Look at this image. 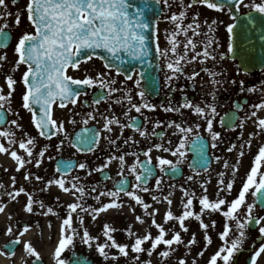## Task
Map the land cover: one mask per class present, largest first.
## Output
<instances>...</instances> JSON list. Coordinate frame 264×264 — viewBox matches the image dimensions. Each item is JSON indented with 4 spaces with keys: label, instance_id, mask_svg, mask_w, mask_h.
<instances>
[{
    "label": "snow or ice",
    "instance_id": "snow-or-ice-1",
    "mask_svg": "<svg viewBox=\"0 0 264 264\" xmlns=\"http://www.w3.org/2000/svg\"><path fill=\"white\" fill-rule=\"evenodd\" d=\"M161 2L169 8L172 7L169 0H152L151 5L145 0L143 6H136L131 0H29L26 5V11L28 13V21L34 31H26L20 35L13 49L14 54L17 56L14 67L18 69L21 64L27 67V70L22 76V83L26 88L25 93L22 95V107L32 113V123L38 130L40 136L46 137L49 141L54 136L59 137L61 133L64 134L65 138L67 136V133L64 131V120L54 117L53 106L65 108L69 103L77 105L79 97L82 94H86L88 88L98 86L102 92L105 89L107 90L106 95L102 94L93 101V103L97 105L101 103V100L111 98L113 93L120 91L118 87H115L117 81L111 78L106 79L104 73H99L96 78L88 75L83 79L74 78L69 74L70 68L79 69L82 61H91L94 57H99V59L103 60L104 67L109 71L114 69L117 76L123 75L125 82L132 81L135 87L139 89L137 95L141 101V103H134L131 89H128L122 98L117 99L115 103L122 104L123 101L126 100L130 105L127 111L124 112L129 122L122 123L114 114L111 117L104 116V128L108 132H112L113 125H119L121 134L123 129L130 128L134 129L141 137L148 136V129L143 126L139 117H132L130 113L134 109L135 112L143 115V109L155 111L157 105L148 101V92L142 87L144 73L135 71V64L132 62L145 63L147 58L152 56V45L155 44L157 57L162 60H167L165 66L169 70V74L166 75V80L171 84L174 78H179V76L185 72L186 64H191L197 60H199L201 64L208 59L216 60V55L213 51H210L212 44L215 43L214 39L207 40L202 51H197V42L194 37L202 35L199 22L200 13L197 12L195 14L191 23L184 24V20L187 18L186 9H190L194 5L206 6L207 9L210 10L224 11L227 5L235 3V8L237 10H239L241 6L248 7L264 17V2H253L250 5H245L244 0H238V2L237 0H190V3L185 4V0H179L181 8L185 10H181L179 13L173 12L171 16L164 17L175 25V29L170 32L165 30V38L169 46L161 47L158 27L159 17L156 16L155 12H152L150 15L147 14L149 7H159ZM17 3L18 0H11L12 5ZM8 7V0H0V19L15 15V26L19 27L22 13L8 11ZM228 10L230 13L233 11L231 7H229ZM161 15L163 14L161 13ZM232 19L236 20L238 17L233 15ZM248 19L253 22L255 21V18L252 17L251 14H249ZM204 23L208 26L209 33H211L214 31L212 25H215L217 21L213 20L211 24H209L208 21L205 20ZM237 26L236 23H229L226 25L227 33L229 34V43L227 53L220 54L221 60L229 53L233 54L232 58L235 59L236 49L232 41L235 39V30ZM7 29H9L8 23H4V25L0 27V49L4 50L0 53V61L3 62L7 61L6 49L10 47L7 43L9 39L8 32L6 31ZM189 32L192 33L191 36H189ZM181 34L186 38V41L183 43V53L179 52L181 41L178 37ZM189 52L194 53V55L189 57ZM204 70L207 71V69ZM199 74L198 71H194L190 78L194 79ZM213 75H216V73H213ZM134 77L137 78L134 79ZM5 79L8 88L7 95L4 94L3 86H0V137L7 138V143L11 146L16 145L18 142L16 133L11 127L5 129L2 126L6 123L5 105L11 100L13 93L16 91L15 85L18 81L11 74L6 75ZM232 83L236 82L232 81ZM239 83L243 85L244 82L240 81ZM251 90L254 91L255 89ZM85 103L87 102L85 101ZM254 107L256 109L264 108V101L256 104ZM37 109L39 114H37ZM181 109L192 110L194 115L201 117L206 122V131L209 133L212 140L210 147H218L217 141L220 139L221 133L214 131L213 127V121L218 115L215 104L212 103L201 106L199 103H194L191 100L185 99L180 105L174 106L169 102V105L164 107L165 112H180ZM8 110L11 111L10 107ZM251 116L256 117L257 112L253 111ZM88 117L93 120L96 119V116L92 113H88ZM144 119L148 120L149 118L145 116ZM71 122L75 123V120ZM10 123L16 128H23L16 119L11 120ZM85 123H87V120ZM220 123L224 126L226 121L222 118ZM254 123L261 132H264V118H260L254 121ZM162 124V121H157L155 127L160 128ZM201 126L200 123H196L195 129L199 130ZM228 126L243 128L244 123L241 122L238 125L229 123ZM167 127L175 128L178 130L179 134H181L178 146H175L173 149V147H166L163 143L154 144L143 152V155L147 158L146 161L139 160L138 154L133 153L137 159L131 166L130 172L135 177V183H130L129 180L124 177V155L118 157L110 155L107 157L104 164L95 169H90L88 164L84 162L75 165L81 170H87V174L91 176L93 172H103L114 160H118L120 168L118 175L123 178L114 184V190L106 189L104 191H99L98 194L93 197L97 202H101V197L112 198L108 203L101 202L100 207H92L91 205L85 207V205L80 202H74L66 206L67 215L62 219L61 239L54 253L56 264H79L78 260L68 261L62 258V254L65 250L70 247L74 248L75 238L77 235H80L73 226V214H76L79 224L83 226L84 217L81 213H90L95 220L100 213L108 209L122 207L121 194L134 200L137 205H142L145 213L153 217L152 226H155L159 230V234L153 237L149 231L146 235L139 236L133 232L131 226H129L125 231L129 237L134 238V242L131 244H120L111 234L115 232L116 229L106 223L104 225L103 235L107 240L104 243L95 244L96 250L105 260L109 259V252L106 251V249L116 248L122 256L127 257L129 255V248H131V251L134 253L147 252L148 255H152L162 244L171 249L174 244L180 245L184 243L181 232L178 231L174 232L171 239L166 238L167 232L165 228L157 223L154 218L155 213L159 210L155 209L153 212H148L151 205L146 203L141 195L137 194L138 191H149L146 182L154 175L153 168L151 167L153 162V149L169 152L173 157H178L175 161L164 156L156 157L157 167L159 171L164 174H169V172L174 174L179 171V165L183 163L185 159V153L189 143L188 137L193 134L194 128L192 126H182L176 121H172ZM85 131H92L93 135L79 141L80 144L86 146L81 150L93 152V146H99V133L89 129H85ZM175 134L176 133H173V135ZM151 135H161L162 138V134L156 133L155 129H153ZM195 135L196 140L194 143L196 145V151L201 162H204L206 160V145L203 142L204 137L200 135L199 131H196ZM252 135H255V133ZM241 136H243V132H241ZM128 142V140L124 141L125 144ZM110 143L114 144L115 141L110 140ZM136 143H139V141H136ZM168 143L171 145L172 142L168 141ZM35 144V138L30 136L26 141L23 139L19 140V149L26 152L27 159L19 155L16 150L10 151V148L6 147L4 143H0V153H9L10 151L11 157L14 158L18 164L16 169L17 172L24 168L26 164L32 163L33 160H35V166L40 167L48 151V147L51 145L45 146L39 153L34 154ZM246 144L248 147H251L252 140L249 139L246 141ZM63 145L64 139H60L59 144L55 147L59 151ZM244 147V144L239 146L240 157H243L245 154L243 151ZM236 148L237 145L233 144L228 148V151L232 152ZM48 159H53V157L49 156ZM215 159L217 162L220 160L219 157ZM238 163L239 161H237V164ZM262 163H264V143L259 146L258 154L254 158V166L251 168L250 172L247 173L246 180L243 182L238 196L234 199L229 201L227 195H231L235 184V176L239 168L236 165L230 166L229 162L225 160L223 166L224 168L231 167L233 180L225 183V173H218V191L215 200H210L207 195V184L210 183V181H205L201 185L204 194L198 198L201 206L199 213L192 210L193 198H188L186 203L182 201V207L184 209L182 215L174 216L171 210L165 213V223L173 219L178 220L181 230L184 232H188V228L185 225L186 219L194 217L199 223V227L205 232L204 240L207 245L213 243L212 237L207 234L208 229L209 227L215 228L217 221L213 219L211 220V224L206 223L203 219L205 212L209 214L219 212L226 218L223 231L219 233L223 243L219 247V250L210 257L208 264H218V261H222L223 264H233L234 256L243 248L247 236V229L253 224L259 226V233L264 235V216L253 214V210L257 206L264 208V171H261ZM73 167L74 165L71 162H65L64 169L66 171L64 175L58 179L48 180L46 182V188L52 184H56L65 193H71L76 197L77 201H83L85 195L97 193V188L93 187L88 191L83 184L78 183L81 179L79 176L73 177L71 187H66V183L68 182L66 176ZM138 169H140V171H138ZM56 172H61L59 166L56 167ZM30 178L31 174L25 175V180ZM35 179L42 180L43 177L37 175ZM108 179L112 178L109 176ZM192 179V176L188 177V180ZM15 183L16 178L13 177V186ZM161 183L162 178L156 179L157 189L160 188ZM3 188L4 185L0 183V189ZM43 190L44 189H42V191ZM26 192L27 190L24 187H20L15 192H8L7 195L10 196L12 200H16L21 193ZM221 193H227V195L221 196ZM250 193L254 198L252 203L247 202V197ZM184 194L189 197L195 196L194 192L190 193L187 190H184ZM152 199L155 201L157 197L153 196ZM164 199L169 205L173 202L168 196H165ZM56 200L58 201L59 197H56ZM34 203H39L40 207L44 208L43 201H34L32 195L28 194L25 211L33 213ZM224 206H227L226 210ZM245 206L247 214L242 219L239 212L240 209ZM4 208L5 205L0 204V212H3ZM43 214L58 215L51 206H49ZM137 220L141 223L144 222L141 216H137ZM231 221H235V231L238 232V236L230 240L229 237L233 234V224L230 223ZM49 226L51 227V223H49ZM29 227L30 225L25 224L20 234L23 235L27 232ZM11 231L12 229L9 228V232ZM169 231H174V228L169 229ZM94 240H99V237L91 236L88 229L84 228L81 242L91 248L93 247L92 242ZM196 240V234L192 233L191 239L187 242L189 251H191V246L196 243ZM108 241L111 243H108ZM147 241H151V247L146 249L143 246ZM19 243V239L10 242V244L6 246L9 249L8 254H13L14 246ZM25 250L29 254H35L36 260L33 264H40L39 253L31 242L26 244ZM206 250L207 248L200 251L198 255L203 256ZM261 254H264V243H261L259 249L254 252V255L251 257V264H257V259ZM160 255L167 258L170 252L163 251L160 252ZM111 258L119 259L118 256H113ZM136 259L139 260V256H137ZM146 264H151V261H147ZM180 264H186V261L181 260ZM193 264H195V261H193Z\"/></svg>",
    "mask_w": 264,
    "mask_h": 264
},
{
    "label": "flooded vegetation",
    "instance_id": "flooded-vegetation-1",
    "mask_svg": "<svg viewBox=\"0 0 264 264\" xmlns=\"http://www.w3.org/2000/svg\"><path fill=\"white\" fill-rule=\"evenodd\" d=\"M28 2L29 0H18L17 4L12 5L11 0H8V11L22 13L19 27L15 26V15L0 19V27H2L4 23L9 24V29L6 30L9 35L7 43L10 45V47L6 49L7 61H0V65H2L0 66V86H3L4 94L7 95L8 92L5 79L6 75L11 74L18 81L15 85L16 91L13 93L11 100L5 105L6 123L2 127L5 129L11 127L16 133L18 142L21 139L26 141L29 136L35 138L36 144L34 154L39 153L45 146H51L48 147V151L40 167H36L35 160H33L32 163L26 164L24 168L17 172L16 169L18 164L14 158L11 157L10 151L16 150L19 155L24 156L26 159L27 154L24 150L19 149L18 142L16 145L10 146L7 143V138L0 137V143H4L6 147L10 148L9 153H0V183L4 185V188L0 189V204L5 205L4 211L0 212V264L2 260L5 262L2 264H33L36 260V256L35 254L26 252L25 246L28 242H31L39 253L40 264H56V262H53L55 236L57 233L61 232V223L64 217L62 203L60 198L57 201L56 197L68 193L62 191L56 184H52L46 188V182L48 180L58 179L64 175L62 171H66L64 169L65 162H71L74 165L66 176V180L68 181L66 187H71L73 177L79 176L81 179L78 183L83 184L88 191L93 187L97 188V193L85 195L83 201H77L76 197H74V202L83 203L85 207L88 205L100 207L101 202L108 203V197H101V202H97L93 197L97 195L99 191H104L106 189L114 190V184L123 178L118 175L120 172L119 161L114 160L103 172H93L91 176L87 174V170H81L76 167L75 165L78 163H87L90 169H95L104 164L107 157L110 155H115L117 157L124 155V177H126L130 183H135V177L130 172L131 166L137 159L133 153H137L139 160L143 161L147 159L143 155V152L154 144L163 143L166 147H173V149L175 146H178L181 134H179L178 130L175 128L167 127L172 121H176L185 127L192 126L194 128L193 134L188 137L189 143L184 159V162H187L188 166L191 158L188 148L190 142L196 138V131H199L200 135L208 140L209 146L211 145L212 140L211 136L206 131V122L201 117L194 115L190 109H181L180 112H165L163 110L160 117L163 124L160 128H154V123L158 118L159 104L166 105L167 107L169 102H171L176 106L182 104L185 99L191 100L194 103H199L201 106L214 103L218 115L213 121V127L214 131L221 133V137L217 141L218 147H210V154L212 157L219 154L228 155V153L236 151V149H234L232 152H229L228 148L233 144L238 145L244 141L249 131L252 133V131L256 130L257 126L254 121L264 118V115L261 114L262 110L254 107L256 104L264 101L263 71L243 74L237 62L232 60L228 54L221 60L220 54L227 52L219 45L218 41L213 43L210 48V51H213L216 55V60L208 59L203 64L197 60L191 64H186L185 72L181 74L179 78H174L171 84L166 80V75L169 74V70L165 66L167 60H160L162 66L160 97L154 99L147 96L150 103L157 105L156 110L149 111L148 109H143V115H141L133 109L130 113L132 117H139L140 122L148 129L149 135L146 137H141L134 129L130 128L123 129L121 134L119 125H113L112 132H108L104 128V116L111 117L114 114L122 123L129 122L124 112L127 111L130 105L126 100H124L122 104L115 103L117 99L122 98L128 89H131L133 102L141 103L137 95L139 89L135 87L132 81L125 82L123 75L117 76L115 70L109 71L106 69L104 63L98 58L82 62L79 69L70 68L69 74L78 79H83L88 75L96 78L99 73H104L106 79L111 78L117 81L115 87H118L120 91L113 93L111 98L101 100V103L97 105L93 103V101L102 94L106 95L107 90L105 89L102 92L98 86L88 88L87 93L79 97L77 105L69 103L65 108L53 106L54 117L64 120V131L67 133V136L65 138L64 134L61 133L59 137L54 136L49 141L46 137L39 135L38 130L32 123V113L22 107V95L26 91L25 85L22 83V76L27 70V67L23 64H21L18 69L14 67L17 56L14 54L13 49L20 35L26 31H34L28 21V13L26 11ZM169 2L172 5L171 8L162 3L163 15L158 24L161 47L169 46L165 38V30L170 32L175 29V25L164 17L171 16L173 12L179 13L181 10H185L181 8L179 0H169ZM187 3H190V0H186L185 4ZM186 11L187 18L184 20L185 25L193 21V17L197 12L200 13L199 22L202 35L194 37V39L197 42V51H202L208 40V26L204 21L207 20L208 23L211 24L213 20H216L217 23L212 25V27L215 28L214 31H219V29L223 28L225 18L228 17V11H223L222 13L221 11L207 9L206 6L202 5H194L192 8L186 9ZM216 12L219 16H214ZM191 35L192 33L189 32V36ZM178 39L181 41L179 52L183 53V43L186 41V38L181 34ZM3 51V49H0V53ZM192 55H194V53L189 52V57ZM204 69H207V71ZM194 71H198L200 74L194 79H191V74ZM213 73H216V75H213ZM136 78L137 77H134V79ZM232 81L236 83H232ZM240 81L244 82L243 85L239 83ZM251 89L255 90L252 91ZM85 101L87 103H85ZM9 107L11 111L8 110ZM234 110L238 114L236 121L233 122L229 119L227 123L238 125L243 122V128L236 126L225 127L221 125L220 121L224 115ZM253 111L257 112L256 117L251 116ZM88 113L95 115L96 119H90ZM145 116L149 119L145 120ZM13 119L18 120L23 128L19 129L11 125L10 122ZM73 120H75V123L71 122ZM86 120L87 123H85ZM196 123L202 125L199 130L195 129ZM91 126H96L99 129V146H96L93 152H84L78 149L75 140L78 139V134L81 129ZM153 129H155L156 133L162 134V138L161 135H151ZM241 132H243V136H241ZM173 133L176 134L173 135ZM60 139H64V145L58 151L55 146L59 144ZM110 140H114L115 143H110ZM125 140L129 142L125 144ZM136 141H139V143H136ZM168 141L172 142L171 145H169ZM157 155L158 157L164 156L173 161L175 158L178 159V157H173L169 152H163L162 150H157ZM49 156L53 157V159H48ZM152 157V163H154V149L152 151ZM57 166L61 168L60 173L56 172ZM183 170L185 172L184 167ZM138 171H140V169H138ZM157 171L158 178L165 177L164 173H161L158 167ZM26 174H31V178L25 180ZM37 175L43 177V179H35ZM109 176L112 179H108ZM13 177L16 178L14 186ZM20 187H24L27 192L21 193L16 200H12L7 193L15 192ZM42 189L44 190L42 191ZM28 194L32 195L34 201H43L44 208H41L39 203H34L33 213L26 212L25 205L28 201ZM49 206H51L58 215H44L43 213L46 212ZM255 210H257L256 215L264 216V210L262 208L257 206ZM49 223H51V227ZM25 224L30 225V227L27 232L21 235L20 233ZM9 228L12 229L11 232H9ZM248 229L249 232H247L243 248L236 254L235 258H233V264H247L248 257L259 249L261 243H264V235H261L259 232L256 233L259 231L258 228ZM234 236H238V234ZM17 239L20 240V243L14 246L13 254H8L9 249L6 246ZM235 259H237V261Z\"/></svg>",
    "mask_w": 264,
    "mask_h": 264
},
{
    "label": "rangeland",
    "instance_id": "rangeland-1",
    "mask_svg": "<svg viewBox=\"0 0 264 264\" xmlns=\"http://www.w3.org/2000/svg\"><path fill=\"white\" fill-rule=\"evenodd\" d=\"M256 2H264V0H244L245 5H250L251 3ZM240 9L242 11L250 10L248 7L241 6ZM229 23H231V20H228ZM226 31L222 30L219 32V38L225 37ZM158 118L156 119L154 126L158 120H160V115L162 114L163 108L160 106L158 109ZM256 127V126H255ZM256 130L258 133H261L258 128L256 127ZM264 133V132H263ZM252 136H250L251 138ZM249 140V137L245 136L244 142L242 144L245 145L243 148L244 156L240 157L239 152L237 154H229L228 156H222L221 154L217 155L216 157H219L220 160L217 162L215 159V162L213 166L204 171L199 173H191L188 172L182 179L178 181H172L168 179L162 178V183L160 185V188H156V179L154 182L148 186L149 191L143 192L138 191L137 194L141 195L142 198L146 203L151 205V207L148 209V212H153L155 209H158L159 211L155 213V220L157 223L161 224L166 232H167V239H171L174 235V232L178 231L181 232L182 239L184 241L183 244L180 245H173L171 249L166 245H160L159 248L154 252V262L153 255L146 257L139 253H134L131 251V248H129V255L127 257L122 256L118 249L111 248L106 249V251L109 252V259L105 260L98 251L95 248V244L97 243H104L107 238L103 235L104 225L107 223L111 227L115 228L116 231L112 232L111 234L114 236L116 241L120 244L128 243L131 244L134 242L133 237H129L126 233V229L131 226L132 231L135 232L139 236L146 235L149 231L151 232L152 236L155 237L159 234V230L152 226V220L153 217L147 215L145 213L142 205H137L134 200L131 198L125 196L124 194L121 195V203L123 204L122 207H114L111 209H108L105 212L100 213L97 218L94 220L92 218V215L90 213H81L84 217V224L81 226L78 222L76 214H73V226L77 229L79 232L81 229L87 228L89 230V233L93 237H99V240H94L92 242L93 247L89 248L88 245L81 242V237L79 235L75 238V246L74 248L70 247L69 249L65 250L62 254V258L68 259L69 254L74 251H87L94 259L96 264H129V259L133 258L134 263L132 264H146L147 261H151V264H180L181 260L186 261V264H193V261H195V264H208L210 257L219 250V247L222 245V241L220 239L219 233L223 231V226L226 222V218H224L219 212L215 213H207L204 214V221L206 223L211 224V220L215 219L217 221V225L215 228L209 227L208 229V235L212 237L213 243L211 245H207L206 241L204 240L205 232L199 227V223L194 219V217L188 218L185 221V225L188 228V233L192 232L195 228L199 231L196 234L197 240L194 245L191 246V251H189L188 248V241L191 239V236H187V232H184L181 230L180 224L178 220H171L168 223H165V213L168 210H171L174 214V216H179L183 214V207H182V201L186 203L188 198H193V209L195 212H200V204L198 198L204 194L203 188L201 187L202 183L205 181H210V183L207 184V195L209 196L210 200H215L216 193L218 191V180L219 176L218 173H225L224 180L225 183L231 182L233 180L232 176V169L224 168L223 162L227 160L231 165H236L239 168L238 173H236L235 176V184L233 187V190L231 192V195H227V193H221V196L227 195V199L231 201L236 196H238L239 191L242 188L243 182L246 180L247 173L250 172L251 168L254 166V158L258 154V148L259 146L264 143V134L261 135H255L252 140L251 147H248L246 144V141ZM241 143H239V146ZM237 146L236 149L240 148ZM154 149V160H156V154ZM237 161L239 163L237 164ZM261 171H264V163H262ZM192 176V180H188V177ZM259 179V177H258ZM184 190H187L188 192L195 193L194 197L185 196ZM67 195H70V200H65L63 203L67 206L68 204L74 203V196L71 193H68ZM156 196L157 200H153L152 197ZM165 196H168L173 202L171 205L167 203V201L164 199ZM250 196L252 197L251 193L247 197V202L249 203ZM112 198H110L111 200ZM110 200H108L110 202ZM225 210L227 206H224ZM134 209V210H133ZM65 215L64 218L67 215V209L65 208ZM256 210L254 209L253 212ZM247 214L246 206L240 209L239 215L243 219ZM137 216H141L144 220L143 223L139 222L137 220ZM230 223L233 224V232L235 231V221H231ZM174 231H169V229H173ZM233 233V234H235ZM238 233V232H237ZM83 234V233H82ZM229 239L232 238V234L230 235ZM108 243H111L108 241ZM149 244V243H148ZM207 248L205 251V254L203 256H199L198 253L202 250ZM163 251H169L170 255L165 258L160 255V252ZM118 256L119 259H112L111 257ZM139 256V260L136 259V257ZM223 264L222 261H218V264ZM258 264H264V254H261L259 257Z\"/></svg>",
    "mask_w": 264,
    "mask_h": 264
},
{
    "label": "water",
    "instance_id": "water-1",
    "mask_svg": "<svg viewBox=\"0 0 264 264\" xmlns=\"http://www.w3.org/2000/svg\"><path fill=\"white\" fill-rule=\"evenodd\" d=\"M131 2L136 6H143L145 0H131ZM147 3L151 5L152 0H147ZM227 6L231 7L233 9V15L238 17L235 22L238 25L235 30V39L232 43L235 46V58L239 60L240 67L245 71L260 70L264 68V17L255 11L248 12L244 15H238L235 3ZM152 12H155L156 16L160 14V6L149 7L147 14L150 15ZM249 14L255 18L254 22L248 19ZM152 48V56L147 58L145 63L141 64L135 61L132 63L135 64V68L144 73V88L147 90L148 94L156 95L159 88V66L155 52V44L152 45ZM231 56L233 57V54H231ZM91 135H93V132L89 134V136ZM195 149V145L192 144L191 150L195 153L192 160V167L194 169L207 168L211 163V158L208 155V147L206 146V160L204 162H201ZM153 173L155 176V168H153ZM180 175L181 173L179 170L173 176L179 178ZM76 260L79 261V264H92L91 261L83 255H74L73 261Z\"/></svg>",
    "mask_w": 264,
    "mask_h": 264
},
{
    "label": "bare ground",
    "instance_id": "bare-ground-1",
    "mask_svg": "<svg viewBox=\"0 0 264 264\" xmlns=\"http://www.w3.org/2000/svg\"><path fill=\"white\" fill-rule=\"evenodd\" d=\"M64 199L66 200L67 199V197L66 196H64ZM62 224V223H61ZM89 231V230H88ZM199 231L195 228L194 230H192V232H187V234H185V235H187V236H191V234L192 233H195V234H197ZM79 233H80V237L82 236V233H83V229H81L80 231H79ZM61 239V232L60 233H57V235L55 236V249H56V247L58 246V242H59V240ZM149 243V244H148ZM144 248H150L151 247V241H147L146 243H145V245L143 246ZM139 254H142V255H144V256H146V257H149V256H152L153 255V262H154V252L152 253V255H148V253L147 252H142V253H139ZM4 262V260H2V262H1V264ZM129 264H132V263H134V260H133V258H131V259H129ZM5 263V262H4Z\"/></svg>",
    "mask_w": 264,
    "mask_h": 264
}]
</instances>
